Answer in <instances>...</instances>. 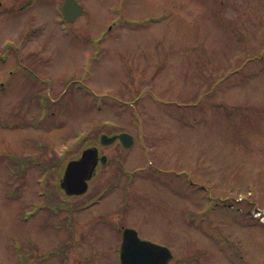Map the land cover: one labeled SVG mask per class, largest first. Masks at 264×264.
<instances>
[{"label":"rangeland","instance_id":"obj_1","mask_svg":"<svg viewBox=\"0 0 264 264\" xmlns=\"http://www.w3.org/2000/svg\"><path fill=\"white\" fill-rule=\"evenodd\" d=\"M63 1L0 11V264H21L18 247L28 264L36 249L66 253L68 235L75 256H92L85 264H118L117 225L163 239L172 264H264V216L250 211L264 209V28H230L241 16L260 26L264 0H79L86 12L66 29ZM39 102L50 104L44 114ZM121 132L133 148L100 145ZM93 144L109 162L82 198L67 199V163ZM7 153L28 170L11 176ZM145 166L155 177L127 182ZM48 188L58 209L85 202L88 214L71 228L41 209L35 217ZM104 188L117 196L100 201Z\"/></svg>","mask_w":264,"mask_h":264},{"label":"water","instance_id":"obj_2","mask_svg":"<svg viewBox=\"0 0 264 264\" xmlns=\"http://www.w3.org/2000/svg\"><path fill=\"white\" fill-rule=\"evenodd\" d=\"M72 7L75 13L72 15L69 11ZM68 21H74L81 15L82 7L76 0H67L64 6ZM120 139L125 146L133 143V137L128 134H121L113 138L102 136L103 144H111ZM99 154L97 148H91L83 153L80 160L69 163L66 170L62 188L70 195H81L87 192L88 182L92 179L99 163ZM102 162H107V157L101 158ZM161 255L163 257H161ZM173 254L170 249L152 244L139 238L135 230H126L124 242L121 250L122 264H168L172 260Z\"/></svg>","mask_w":264,"mask_h":264},{"label":"flooded vegetation","instance_id":"obj_3","mask_svg":"<svg viewBox=\"0 0 264 264\" xmlns=\"http://www.w3.org/2000/svg\"><path fill=\"white\" fill-rule=\"evenodd\" d=\"M2 2L6 3V1L4 0H1ZM3 3V5H4ZM6 5V4H5ZM2 6V5H1ZM0 6V8H1ZM264 23V22H263ZM262 23V24H263ZM260 25V26H257L259 25L258 22H256V19H250V22L244 17V16H241L240 17V21L239 22H236L235 24V27H239L242 29L241 33L242 34H248L249 33V29H254L255 31H260V27L264 28V25ZM251 51H254L255 52H258V48L256 50H253L251 49ZM262 56H264V54H262ZM110 195V194H108ZM114 195V194H113ZM114 196H117V194H115ZM103 199H107L106 198H102L101 201ZM104 202V200H103ZM106 202V201H105ZM145 211V209H143ZM88 211V210H87ZM86 214L88 213H85L84 210L82 211H78L76 209H73V208H68V210H64L60 213V221H64V223L68 224V228H71V227H74L75 224H77L78 220L84 218L86 216ZM150 214L153 216V215H158L159 216V211H153V212H150L148 215L150 216ZM151 216V217H152ZM85 220L87 221V217L85 218ZM107 222L109 221V219L106 220ZM105 221V222H106ZM106 222V223H107ZM110 222V221H109ZM98 222H90L89 226L90 225H94V224H97ZM51 225V224H50ZM115 225V224H114ZM87 226V225H86ZM117 227V232L122 236V231H121V227L119 225L116 226ZM127 227V226H126ZM112 228V227H111ZM124 228V227H123ZM113 231H114V228H112ZM94 231H97V228L96 230L93 228L91 232H94ZM118 234V235H119ZM162 234V233H161ZM120 235H119V242H118V245L120 244ZM74 237L73 235H68V247L71 246V250L68 251V264H85L87 263V261L90 260V258H83L82 256H75L73 254V250L75 249L74 248ZM150 239V238H149ZM159 240H153L154 242L156 243H159V244H164L161 240V238H158Z\"/></svg>","mask_w":264,"mask_h":264}]
</instances>
